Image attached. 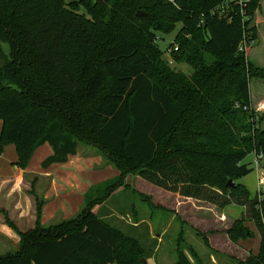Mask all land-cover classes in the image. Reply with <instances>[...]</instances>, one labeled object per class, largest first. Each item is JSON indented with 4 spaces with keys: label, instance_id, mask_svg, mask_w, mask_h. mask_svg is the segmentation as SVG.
<instances>
[{
    "label": "trees",
    "instance_id": "16d2710c",
    "mask_svg": "<svg viewBox=\"0 0 264 264\" xmlns=\"http://www.w3.org/2000/svg\"><path fill=\"white\" fill-rule=\"evenodd\" d=\"M261 1L0 0V157L14 146L15 165L25 171L48 144L46 169L84 144L121 173L93 187L78 215L58 225H41L37 196L35 228L27 233L0 209L20 236L19 249L0 264H148L139 239L94 212L128 190V175L221 209L243 207L228 236L252 239L253 223L261 245L235 263L264 264V190L252 198L237 183L254 171L245 159L264 154L263 118L251 111L250 90L264 70L239 51L245 38L256 40L246 17ZM178 24L171 54L191 75L165 63L155 43L157 33L169 35ZM175 264H193L182 247Z\"/></svg>",
    "mask_w": 264,
    "mask_h": 264
},
{
    "label": "crops",
    "instance_id": "0c3cea01",
    "mask_svg": "<svg viewBox=\"0 0 264 264\" xmlns=\"http://www.w3.org/2000/svg\"><path fill=\"white\" fill-rule=\"evenodd\" d=\"M11 147H6L4 154L0 157V190L2 191L6 185L8 186L7 191L3 192L5 201H0V206H4L5 208L2 209L10 212L16 218L36 223V195L25 193L26 190L32 191L33 184V190L36 192L39 188L38 198L44 202L40 219L43 227L56 225V220H61L60 223H62L77 216L85 204L86 195L93 187L115 179L121 174L111 163L104 166V160L99 154H85L80 148L76 155L69 157L68 162L53 164L44 169L42 163L53 155V149L48 144L36 150L28 168L21 171L15 165L16 152L13 153L12 162L9 160H7L9 163L1 162L8 149H12V151L15 149ZM261 178L264 179V174L261 175ZM142 183L147 185V191L140 189ZM127 184L148 193L154 198V202L163 205V208L175 210L172 212L165 210L166 216L163 217L162 226L153 227L150 223L144 226V222H142L132 227L133 237L139 239L149 250L148 264H175L179 247L184 249L185 255L193 264L195 259L191 250L200 264H236L235 260L242 261L250 253L255 255L259 253L261 236L253 223L247 224L254 234L252 239L233 243L228 236V230L243 215L245 211L243 207L231 205L224 209H217L206 202L165 191L135 175L127 177ZM257 189H259V183H257ZM114 195H118V192ZM102 207L105 206H97L94 212L98 213ZM175 212L188 225L183 223V226L169 228L172 227V223H176L177 216L173 214ZM103 215L105 219L115 217L116 223H118V219L124 220V216L118 217L114 210L105 209ZM17 234L10 226L0 222V243L4 241L9 246V249L3 251L8 252L5 255L16 252H10V245L18 246L20 237L18 240ZM203 236L207 237L208 245H206ZM167 244L169 247L166 246ZM161 249L165 253L160 252Z\"/></svg>",
    "mask_w": 264,
    "mask_h": 264
},
{
    "label": "rangeland",
    "instance_id": "374dc122",
    "mask_svg": "<svg viewBox=\"0 0 264 264\" xmlns=\"http://www.w3.org/2000/svg\"><path fill=\"white\" fill-rule=\"evenodd\" d=\"M66 4L73 3V2H79L80 0H65ZM80 13H85V11L82 9L79 11ZM247 20H250V25L255 26L257 29V37L254 42V44L248 49L247 51V60L253 65L254 68H258L259 70H264V0L261 1V4L259 6V9L255 12L253 17H246ZM181 25H177V28L174 32H172L169 35H163L160 33H157L155 43L158 47H160L163 51V56L162 60L165 63H169L172 68H174L178 72H184L187 75L192 74V69L189 67L187 64L183 62H177L175 59L172 57V47L171 43L174 41L175 36L177 35V32L179 31ZM5 51H8V47L4 46ZM263 76V75H262ZM250 90H251V95H252V106H251V111L255 112V115L257 116V119L259 117L263 118V122L261 123V127L264 129V78L258 75L257 77L251 78L250 79ZM260 125V124H259ZM11 148H14L12 146ZM80 150L89 155L93 154H99L98 150L94 147H89L87 145L81 144L80 145ZM13 153L15 154V149L12 151V149H8L6 152V155L4 156L3 160H1L2 163H9L10 161L12 162L11 159H13ZM263 159L261 161V168L257 171V169H254V171L241 179H239V183L244 184L245 186L248 187V190L251 193V197L255 198L257 193H260L261 191L264 190V179L261 178V175L264 174V154L261 153ZM101 156V155H100ZM103 158V157H102ZM257 156L255 154H250L244 161L245 164H251V167H254L253 163L254 160H256ZM9 160V162H7ZM104 160V166L108 165L109 162L107 160ZM112 165V164H111ZM129 176V175H128ZM127 176V177H128ZM259 179L261 180V185H259V189H257V183H259ZM101 184V183H100ZM99 184V185H100ZM125 185L128 187V190L121 188L118 191V195H114L116 192L112 194L113 197L109 199L104 205L105 207L100 209L98 213L104 212V210H114L115 213H117L118 217H121L122 215L124 216V220L121 221L114 217L111 219L112 222L116 223V225L119 226L120 230H122L124 233H126L128 236L133 237V232L131 231L132 227L134 225H139L140 223L144 222V226H147L148 223H150L153 227L154 226H162L164 219L166 215L165 210H169L170 212L175 211V210H170L166 207L163 208V205H159L154 202V198L151 197L148 193H144L142 191H147V185L142 183L140 186V189L142 191H139L138 187L136 186H130L127 184V178L125 180ZM8 186L6 185L2 191L0 190V201L4 202L5 201V193L4 191H7ZM39 188L35 192L33 190V193L30 191L26 190L25 193H28L30 195H36L37 197L39 196ZM2 194V195H1ZM8 199V197H7ZM204 202V201H202ZM210 205H213L209 202H206ZM5 204V203H1ZM215 206L217 209H221L219 207ZM9 207V205H8ZM5 208L4 206L1 207L0 209ZM124 210L123 213H121ZM7 212V211H6ZM234 212V211H233ZM243 212L241 208V213ZM8 217L10 221L13 222L15 227L24 233L29 232L30 230H33L35 228V222H28L25 219H20L19 217L16 218L13 216V214H10V212H7ZM104 214V213H103ZM102 214V215H103ZM174 215L176 214L177 220L176 223H172V227L169 228H176L177 226H181L183 223L184 225H188L186 221H183V219L177 214L176 212L173 213ZM121 215V216H120ZM61 220H56V225L60 223ZM0 222H3L6 224L5 217L3 214H0ZM249 224V223H248ZM183 226V225H182ZM188 227V226H186ZM170 232V231H169ZM18 240H19V235ZM134 238V237H133ZM137 239V238H136ZM19 244L18 246L10 245V252L11 251H17L19 249ZM166 246L169 247L167 244ZM165 248V247H163ZM9 249V246L6 242L1 241L0 243V255H5L8 253L7 251L3 252L4 250ZM162 253H165L163 249H161ZM197 252V251H196ZM214 253V252H210ZM145 262V261H144Z\"/></svg>",
    "mask_w": 264,
    "mask_h": 264
},
{
    "label": "built area",
    "instance_id": "2783aa9c",
    "mask_svg": "<svg viewBox=\"0 0 264 264\" xmlns=\"http://www.w3.org/2000/svg\"><path fill=\"white\" fill-rule=\"evenodd\" d=\"M237 3L241 6H244L245 5V2H247V0H236ZM242 15L245 16V13H244V10L242 9ZM255 41H248V39H244V41L242 42V44L240 45V48H239V51L240 52H245L247 54V51L248 49L254 44ZM175 51H177V47L174 49ZM173 51V49H172ZM244 110L246 111L247 108L245 107ZM257 158L256 160H254V169H257V171L261 168V161L263 159L262 155L259 154V155H256ZM259 185H261V180L259 181Z\"/></svg>",
    "mask_w": 264,
    "mask_h": 264
},
{
    "label": "water",
    "instance_id": "95a60500",
    "mask_svg": "<svg viewBox=\"0 0 264 264\" xmlns=\"http://www.w3.org/2000/svg\"><path fill=\"white\" fill-rule=\"evenodd\" d=\"M138 15H139V16H145L146 13H144V12H138ZM228 186H231V187L234 186L233 181L230 180V181L228 182Z\"/></svg>",
    "mask_w": 264,
    "mask_h": 264
}]
</instances>
